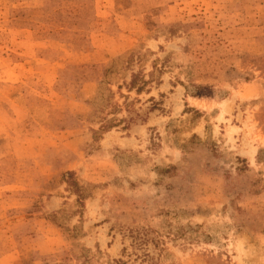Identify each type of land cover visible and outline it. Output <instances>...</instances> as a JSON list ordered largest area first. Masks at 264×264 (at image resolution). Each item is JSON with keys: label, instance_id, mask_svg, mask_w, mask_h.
Here are the masks:
<instances>
[{"label": "rangeland", "instance_id": "1", "mask_svg": "<svg viewBox=\"0 0 264 264\" xmlns=\"http://www.w3.org/2000/svg\"><path fill=\"white\" fill-rule=\"evenodd\" d=\"M0 264H264V0H0Z\"/></svg>", "mask_w": 264, "mask_h": 264}, {"label": "trees", "instance_id": "2", "mask_svg": "<svg viewBox=\"0 0 264 264\" xmlns=\"http://www.w3.org/2000/svg\"><path fill=\"white\" fill-rule=\"evenodd\" d=\"M133 85H134V83L132 82L131 86H133ZM107 128H109V126Z\"/></svg>", "mask_w": 264, "mask_h": 264}]
</instances>
